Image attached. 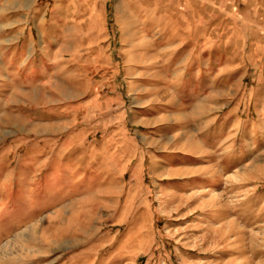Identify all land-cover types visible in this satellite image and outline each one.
<instances>
[{
  "label": "rangeland",
  "instance_id": "1",
  "mask_svg": "<svg viewBox=\"0 0 264 264\" xmlns=\"http://www.w3.org/2000/svg\"><path fill=\"white\" fill-rule=\"evenodd\" d=\"M36 1L0 0V264H264V0Z\"/></svg>",
  "mask_w": 264,
  "mask_h": 264
},
{
  "label": "crops",
  "instance_id": "2",
  "mask_svg": "<svg viewBox=\"0 0 264 264\" xmlns=\"http://www.w3.org/2000/svg\"><path fill=\"white\" fill-rule=\"evenodd\" d=\"M24 2H25V0H24ZM32 2L34 4L35 0H32ZM37 2H38V0L36 1V4H37ZM27 3H29V0H27ZM33 4H29V5H33Z\"/></svg>",
  "mask_w": 264,
  "mask_h": 264
}]
</instances>
